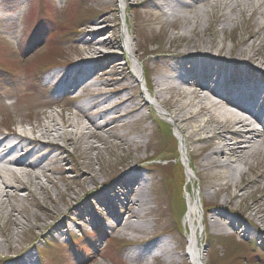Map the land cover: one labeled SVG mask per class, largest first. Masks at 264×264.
I'll return each instance as SVG.
<instances>
[{
	"label": "bare ground",
	"instance_id": "bare-ground-1",
	"mask_svg": "<svg viewBox=\"0 0 264 264\" xmlns=\"http://www.w3.org/2000/svg\"><path fill=\"white\" fill-rule=\"evenodd\" d=\"M133 1L136 9L129 8ZM261 1L264 0H120L122 19L126 22L124 53L120 55H128L131 62L102 51V46L122 47L110 38L98 42L103 29L87 27L74 32L75 41L70 47L76 51L77 58L49 75L47 86L57 98L79 100L75 111L68 116L62 111L59 120L48 116L31 131L17 130L12 120L0 123V207L4 208L12 198L20 199L22 191L30 190L28 180L32 176L37 189L32 194L34 207L45 216L43 219L37 212L12 206V213H7L9 222L22 227L15 215L19 214L27 223L33 218L35 229L48 227L51 236L73 232L67 222L73 213L85 216L87 202L80 203L82 198L76 196L60 204L41 178L54 184L48 174L67 155L69 146L83 142L90 152L96 153L99 169L93 163H77V185L86 196L114 212V231L118 236L130 238L138 245L128 250V259L148 264L146 256L155 253L152 258L158 264H176L177 254L167 246V241L150 233L151 221H156L159 213L153 205L159 203V196L166 191V175L159 176L147 164L155 157L148 155L149 152L157 150V140L152 136L154 128L146 124L156 121L154 112L167 123L164 139H160L163 145L171 137L170 126L180 142L179 150L173 147V154L163 155L161 159L173 156V159L181 158L184 164V168L173 169V190L178 193L183 187L189 196L187 203L176 201L181 214H187V224L192 229L189 243L180 236L184 245L190 244L191 251L186 257L204 264L203 242L209 234L248 239L264 249V9L261 10ZM100 2L104 6L112 5V14L117 12L114 0L111 4L107 0ZM227 7L230 15L222 14ZM247 7L262 22H256L250 31L234 39L233 35L245 24ZM132 11L139 21L173 27L170 47L162 49L154 60L146 57V53L136 55L131 47L126 13ZM227 40L233 42L230 49L226 47ZM134 54L137 62L132 61ZM106 71H111L113 76L99 83L107 76ZM136 84L144 90L143 94L132 93L138 89ZM81 88L88 92L74 99ZM150 109L149 114L144 113ZM138 124L139 127H134ZM3 128L7 129L6 133ZM92 140L105 144V153L115 159H104L103 151ZM120 151L125 154L118 156ZM139 152L146 156H135ZM185 176L187 183L181 180ZM60 180L67 182L65 175ZM197 185L198 195L193 193ZM232 186L236 193H231ZM70 190L73 189L69 187ZM211 190L215 191L214 195ZM222 194L228 197L221 201ZM66 196L62 195L61 202ZM122 198V203L128 205H121ZM237 200L242 206L234 205ZM115 203L121 205L120 211ZM206 204L212 207L207 208ZM47 220L55 224L47 225ZM198 225L205 228L201 236ZM1 236H4L2 231ZM12 237L16 239V232ZM14 249L6 241L1 242L0 260L7 264H28L32 254L27 252L23 256V250L17 251L14 261L8 262L3 257L4 252ZM91 249L95 251L92 264H96L100 251Z\"/></svg>",
	"mask_w": 264,
	"mask_h": 264
},
{
	"label": "rangeland",
	"instance_id": "rangeland-1",
	"mask_svg": "<svg viewBox=\"0 0 264 264\" xmlns=\"http://www.w3.org/2000/svg\"><path fill=\"white\" fill-rule=\"evenodd\" d=\"M100 1L102 0H0V123L12 120L11 123L17 130L31 131L37 128V123L45 122L48 116L59 120L62 111L66 116L75 111L79 100L71 101L65 98L55 103L56 95H52L54 93L52 88L47 86V77L76 60V51L70 47L75 41L74 32L76 31L87 27H91V30L99 29L101 31L103 29L97 37L98 42L110 38L122 44L123 28L126 24L121 13L123 5L120 0H114L117 12L112 14L113 6H104ZM107 1L108 4H111V0ZM261 3L263 4L261 10H263L264 1ZM129 6L130 9L137 8L134 1L129 3ZM208 10L210 13L213 11L212 8ZM229 10L228 7L224 8L221 13L229 14ZM126 17L127 25L131 28L129 30L131 47L136 55L138 52L146 53V57H153L154 60L157 54H161L162 49L170 47L169 41L170 38H173V27L164 26L160 24L161 22L139 21L133 11L132 13L127 12ZM256 22H262V18L258 14L252 16V10L247 7L245 24L233 35V38L236 39L244 31H250ZM107 27L108 29H105ZM218 35L221 36L220 32ZM229 38L230 35L227 36V39ZM231 46H233V42L227 40V49H230ZM123 47V44L121 48L102 46V51L115 53L121 61L131 62L128 55L125 54V57L120 55L124 53ZM135 54L132 56V61H136ZM153 64L151 62V66ZM138 65L142 66L141 63ZM129 67L130 71H133L131 64ZM106 73L105 79L101 78L99 83H104L113 76L111 71H106ZM80 91L88 92L85 88H81ZM132 93L143 94L144 90L138 86V89ZM75 95L74 99H76ZM153 103L161 108L158 102L153 101ZM150 112L151 109L144 111L145 114ZM164 113L169 115L166 111ZM153 114L156 121L150 120L146 124L154 128L152 136L155 138L154 140H157V150L149 152L148 155H155V157L147 164H150L159 176L166 175V191L159 196V203L153 205L159 210V213L157 211L156 221H151L150 233L152 237L167 241V246L177 254L176 264H191L190 259L186 257L184 241L180 238V236L188 237L187 234L191 233V226L187 224V215H182L179 211L180 207L176 204L178 199L187 203L189 196L183 187L178 193L173 190V169L178 166L184 168V164L181 158L173 159V156L161 159L163 155L173 154V147L179 150L180 142L175 139L174 135L177 136V133L173 126H170L172 128L171 137H168L166 144L163 145L160 139H164L162 136L164 137V127L167 123L160 119L156 113L153 112ZM168 122L171 123V120L169 119ZM139 126L140 124L134 127ZM6 130L3 128L4 133L7 132ZM122 133L123 131H119V134ZM92 141L99 146L100 151H103L104 159H115L108 152L105 153V144L97 140ZM124 154L125 152H118V156ZM95 155L96 153L90 152L83 142L77 146H69L67 155H64L63 160H60L56 165L57 168L54 172L48 174L54 184L48 183L44 177L41 178L42 182L49 186L51 196L56 198L60 204L63 205L64 202H68L70 198L76 196L82 198L80 203L83 200L87 202L84 205L85 216L73 213L70 220L66 221L73 231L70 235L59 237L55 233L56 236H51L48 227L35 229L36 223L33 218L30 223H27L24 217L19 214L15 215L22 222V227H14L7 219V213H12V206L25 209L29 213L37 212L44 219V213L34 207L35 201L32 194L37 189L32 176L28 180L30 190L22 191L20 199L12 198L11 201H7L4 208L0 207V231L4 234L0 237V243L6 241L7 244L15 248L12 251L4 252L3 257H7L8 262L15 260L18 256L17 251L23 250V256L27 252L32 254L28 264H85L86 262L92 264L95 252L91 249L93 248L100 251L96 264H140L128 259V250H134L138 248V245L134 240L118 236L114 231L116 224L114 212L86 196L84 190L77 185L76 179L79 176L77 163H93L95 169L98 170L99 166ZM135 156L144 157L146 154L139 152L135 153ZM61 175L66 176L67 182L60 180ZM181 180L185 183L188 182L186 176ZM225 182L222 180V183ZM69 187L73 190L69 191ZM194 189L193 193L198 195V185ZM236 192V188L232 186L231 193ZM210 193L214 195L215 191L211 190ZM62 195L67 196L61 202ZM227 197V194H222L220 200ZM38 198L44 199V196H38ZM122 201H124L123 198L120 202L121 205H128V202L123 204ZM239 203L240 201L237 200L234 205L242 206ZM115 205L120 211L121 205L116 203ZM206 207L210 208L212 204H206ZM198 217L201 218L200 214ZM157 219H162L163 222H159ZM46 224L54 225L55 223L52 220H47ZM198 228L200 236L203 235L204 226L198 225ZM207 231L210 232L211 229L208 228ZM15 232L17 237L14 240L12 236ZM205 251L204 264H264V249L248 239L221 238L209 234V237L203 242V253ZM154 254L146 256L148 264H158L152 258ZM0 264H7V262L0 260Z\"/></svg>",
	"mask_w": 264,
	"mask_h": 264
}]
</instances>
